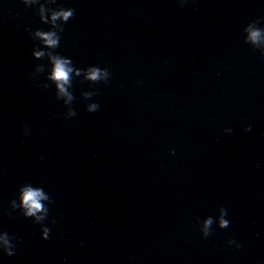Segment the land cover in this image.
Returning <instances> with one entry per match:
<instances>
[{
  "label": "water",
  "instance_id": "obj_1",
  "mask_svg": "<svg viewBox=\"0 0 264 264\" xmlns=\"http://www.w3.org/2000/svg\"><path fill=\"white\" fill-rule=\"evenodd\" d=\"M58 3L74 16L57 51L111 77L75 81L77 115L63 118L54 89L32 76L43 61L29 29L46 26L20 0H0V230L18 238L3 264H264V58L243 43L264 4ZM89 90L95 113L81 100ZM28 182L53 200L47 240L7 215ZM220 207L229 227L201 239L197 218Z\"/></svg>",
  "mask_w": 264,
  "mask_h": 264
},
{
  "label": "clouds",
  "instance_id": "obj_2",
  "mask_svg": "<svg viewBox=\"0 0 264 264\" xmlns=\"http://www.w3.org/2000/svg\"><path fill=\"white\" fill-rule=\"evenodd\" d=\"M189 0H176V3L183 7ZM25 8H32L39 19V23L46 27L29 29L30 38L35 41V45L30 50V55L35 61H43L34 66L32 76L40 81L41 74L43 82L38 86L48 89L50 86L54 89L55 98L62 102L66 111L62 114L63 118H74L77 113L73 109V103L76 99L74 94V82L81 84L87 82L89 85L104 84L107 85L111 73L108 67L97 65H88L78 67L69 56L62 55L57 49L60 48L61 34L65 30V25L74 16V9L66 7L58 0H20ZM264 4V0H260ZM243 43L257 51L261 58H264V17H258L246 24L243 28ZM142 81H137L141 84ZM98 93L94 91L81 92V100L85 103V110L88 113H95L100 104L93 100ZM251 126L243 129V132H250ZM231 128L224 129L225 135L232 134ZM23 135H30V129L25 126ZM53 203L51 194L45 191L43 186L34 185L31 182L21 184L14 196L9 202L10 217L19 212L25 219H31L34 224L40 226L41 239L49 238L50 229L46 221L49 218V205ZM228 212L224 207L218 209V215L215 219L208 216L202 220L197 218L201 239H206L211 235L213 224L219 229H226L230 225ZM54 223L55 221H51ZM17 237L10 235L7 231L0 230V264H3V257H12L16 254ZM229 247L240 249L241 243L235 239L227 241Z\"/></svg>",
  "mask_w": 264,
  "mask_h": 264
}]
</instances>
